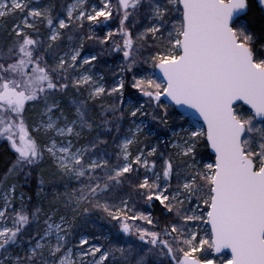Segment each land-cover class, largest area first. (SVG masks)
<instances>
[{"label": "snow or ice", "instance_id": "obj_1", "mask_svg": "<svg viewBox=\"0 0 264 264\" xmlns=\"http://www.w3.org/2000/svg\"><path fill=\"white\" fill-rule=\"evenodd\" d=\"M0 264H264V0H0Z\"/></svg>", "mask_w": 264, "mask_h": 264}]
</instances>
